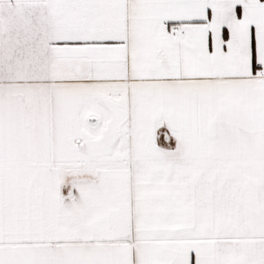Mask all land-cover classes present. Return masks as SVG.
Segmentation results:
<instances>
[{"label": "snow or ice", "instance_id": "snow-or-ice-1", "mask_svg": "<svg viewBox=\"0 0 264 264\" xmlns=\"http://www.w3.org/2000/svg\"><path fill=\"white\" fill-rule=\"evenodd\" d=\"M0 264H264V0H0Z\"/></svg>", "mask_w": 264, "mask_h": 264}]
</instances>
